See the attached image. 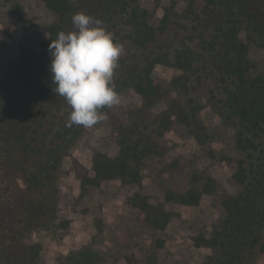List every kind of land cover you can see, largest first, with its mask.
<instances>
[{
	"label": "trees",
	"instance_id": "1",
	"mask_svg": "<svg viewBox=\"0 0 264 264\" xmlns=\"http://www.w3.org/2000/svg\"><path fill=\"white\" fill-rule=\"evenodd\" d=\"M7 3L0 11L3 28L32 24L23 15L28 0ZM34 4L52 13L50 36L24 50L21 66L29 77L4 82L7 92L0 96L6 120L0 122V264H41L43 245L28 235L29 226L52 195V174L88 129L68 126L71 109L54 92L48 46L59 32L74 30L72 15H87L90 0ZM94 19L124 52L113 76L120 103L102 110L114 149L94 153L81 195L109 182L140 187L144 161L155 156L159 199L135 194L129 200L147 225L166 231L181 224L177 207L208 202L215 214L210 235L193 239L205 252L202 264H264V70L251 59L255 47L264 48V25L247 0H99ZM137 54L143 57L129 63ZM158 66L170 76L154 78ZM126 91L154 117L152 127L130 122ZM207 105L220 125L194 134L188 108L199 113ZM155 246L162 256L168 252L166 241ZM107 257L87 248L68 259L86 264Z\"/></svg>",
	"mask_w": 264,
	"mask_h": 264
},
{
	"label": "rangeland",
	"instance_id": "2",
	"mask_svg": "<svg viewBox=\"0 0 264 264\" xmlns=\"http://www.w3.org/2000/svg\"><path fill=\"white\" fill-rule=\"evenodd\" d=\"M98 2L90 0L88 16H96ZM247 2L264 25V0ZM7 5V0H0V11ZM23 15L32 24L22 31L7 30L0 25V96L7 92L2 85L4 82L29 77L28 72L22 69L21 56L25 49L48 38L53 26L52 13L37 9L34 0H28ZM137 57H130L129 63L143 56L139 54ZM251 59L257 71L264 70V48L255 47ZM137 72L138 68L133 67L130 74ZM170 74L169 69L158 66L153 77H167ZM122 102L129 111L130 122L153 126L154 117L135 106L130 91L124 93ZM0 110L2 117L4 105L0 104ZM188 113L194 134L220 125L210 105L199 113L188 108ZM0 122L5 123V117L0 118ZM110 130L108 119L88 128L69 150L70 157L63 161L61 169L52 174L49 181L52 195L42 207L36 208V222L30 224L28 232L43 245L40 263L84 264L72 263L68 256L71 252L91 248L99 253L106 252L108 257L104 261L94 258L86 264H202L205 252L193 247V239L210 235L215 214L208 202L197 207H177L182 216L181 224L171 225L166 231L147 225L141 211L130 204L129 200L135 194L147 195L153 202L159 199V189L152 184V177L160 169L157 157L151 156L144 161L140 187H121L117 182H109L91 189L85 196L81 195L80 184L91 169L94 153L109 154L114 149L107 138ZM160 240L166 241L168 247V252L163 256L155 246Z\"/></svg>",
	"mask_w": 264,
	"mask_h": 264
},
{
	"label": "clouds",
	"instance_id": "3",
	"mask_svg": "<svg viewBox=\"0 0 264 264\" xmlns=\"http://www.w3.org/2000/svg\"><path fill=\"white\" fill-rule=\"evenodd\" d=\"M71 20L74 30L59 32L48 46L49 71L55 94L70 106L68 126L90 128L108 119L103 109L120 103L113 76L124 48L101 20L84 12Z\"/></svg>",
	"mask_w": 264,
	"mask_h": 264
}]
</instances>
